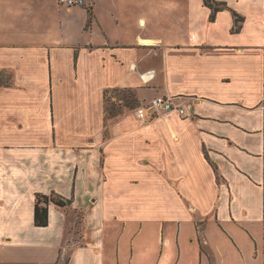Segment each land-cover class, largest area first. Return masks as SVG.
Instances as JSON below:
<instances>
[{"label":"crops","instance_id":"0c3cea01","mask_svg":"<svg viewBox=\"0 0 264 264\" xmlns=\"http://www.w3.org/2000/svg\"><path fill=\"white\" fill-rule=\"evenodd\" d=\"M88 1L0 0V264H264V0Z\"/></svg>","mask_w":264,"mask_h":264},{"label":"trees","instance_id":"16d2710c","mask_svg":"<svg viewBox=\"0 0 264 264\" xmlns=\"http://www.w3.org/2000/svg\"><path fill=\"white\" fill-rule=\"evenodd\" d=\"M204 3L207 7H209L212 10L211 20H215L216 14L222 10L227 9V5L224 3H219L216 0H204ZM235 16V21L237 24V28H240V24L243 22V18L240 17L237 13L233 12ZM131 92V91H130ZM131 97L135 98V95L133 92H131ZM130 98H128L127 104L128 107L131 105L130 109H136L140 107V104L135 99V103L137 105H132L133 102L129 101ZM106 112L107 115L109 114L111 117H116V111L115 109L111 108L109 109L106 104ZM108 119V118H107ZM108 123V120H107ZM206 158L208 159V155L206 154ZM209 160V159H208ZM213 165V164H212ZM216 171V169H215ZM73 203L72 199H67L55 192L51 193L50 195H44V194H37L36 196V204H35V212H34V225L38 228H45L49 225V205L53 204L59 208L62 209H68L69 206H71Z\"/></svg>","mask_w":264,"mask_h":264},{"label":"built area","instance_id":"2783aa9c","mask_svg":"<svg viewBox=\"0 0 264 264\" xmlns=\"http://www.w3.org/2000/svg\"><path fill=\"white\" fill-rule=\"evenodd\" d=\"M57 2L60 6L67 9L91 7V3L88 0H57ZM171 113L185 115L184 106L179 102L178 98H169L165 96H157L134 111L136 118L144 123L151 122L157 117Z\"/></svg>","mask_w":264,"mask_h":264},{"label":"rangeland","instance_id":"374dc122","mask_svg":"<svg viewBox=\"0 0 264 264\" xmlns=\"http://www.w3.org/2000/svg\"><path fill=\"white\" fill-rule=\"evenodd\" d=\"M130 98V102L132 101V105H137L134 101L135 98L131 97V92L127 90H115L111 94L107 95V107L109 109L113 108L116 111V117L120 116L123 112L127 111L132 107L131 105L128 107L127 99ZM137 109V108H136ZM134 109V111L136 110ZM133 111V112H134ZM116 117H111L109 114L107 115L108 122ZM80 218V217H79Z\"/></svg>","mask_w":264,"mask_h":264}]
</instances>
